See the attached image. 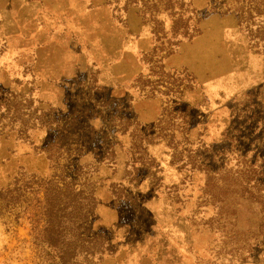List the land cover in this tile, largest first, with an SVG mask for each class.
<instances>
[{
    "label": "rangeland",
    "instance_id": "rangeland-1",
    "mask_svg": "<svg viewBox=\"0 0 264 264\" xmlns=\"http://www.w3.org/2000/svg\"><path fill=\"white\" fill-rule=\"evenodd\" d=\"M133 3L153 34V48L138 84L161 102L155 130L170 149V161L185 176L182 192L161 193V184L150 192L137 191L141 175L152 165L143 144L147 139L137 126L132 129L130 156L123 161L124 178L112 177L119 147L110 142L109 124H89L104 99L87 94L79 104V117L54 124L56 132L57 126L68 131V152L57 155L54 171L48 162L43 174L20 169L0 182V264H264V84L241 102L239 97L228 102L227 87L199 86L186 71L166 69L170 55L160 52L175 50L169 45L177 40L163 34L154 15L167 9V3ZM240 3L248 49L262 61L260 70L255 65L251 73L264 78V0ZM182 27L183 21L174 23L175 31ZM245 67L241 66L242 73ZM232 83L238 90V81ZM197 89L198 96L193 97L191 92ZM29 107V102L13 98L0 136L15 132L27 138L33 129L28 124ZM15 119L17 124H11ZM116 125L124 133L131 121ZM192 174H197L194 182ZM48 181L63 192V204L68 200L64 182L73 184L74 206L85 205L90 193L94 198L89 202L94 212L86 240L80 223L75 219L68 224L60 213L58 236L64 244L76 241L74 251L79 254L75 259L67 255L64 263L57 250L35 241L28 222L35 198H43ZM162 197L169 199L167 205Z\"/></svg>",
    "mask_w": 264,
    "mask_h": 264
},
{
    "label": "crops",
    "instance_id": "crops-1",
    "mask_svg": "<svg viewBox=\"0 0 264 264\" xmlns=\"http://www.w3.org/2000/svg\"><path fill=\"white\" fill-rule=\"evenodd\" d=\"M159 1L168 8L155 13L154 19L165 36L177 40L166 69L186 71L199 86L227 87L228 102L231 97L241 102L260 89L264 78L251 72L255 65L260 70L262 61L248 49L240 0ZM133 2L0 0V124H6L14 98L29 102L28 124L33 125L27 138L15 132L0 136V182L20 169L47 171L44 150L57 136L54 124L79 117V104L87 94H96L104 99L103 105L89 124H109L110 142L119 147L112 177L124 178L123 161L130 156L132 129L137 126L147 139L143 144L152 163L137 182V191L150 192L161 184V193L182 192L185 176L170 161V149L155 130L161 102L138 84L153 48V34ZM177 21L184 27L175 31ZM189 33L193 36L188 39ZM241 66H246L243 73ZM191 93L198 96V89ZM121 120L131 121L124 133L116 125ZM11 124H17L16 119ZM195 178L197 174H192L193 182ZM167 200L161 198L165 205Z\"/></svg>",
    "mask_w": 264,
    "mask_h": 264
},
{
    "label": "trees",
    "instance_id": "trees-1",
    "mask_svg": "<svg viewBox=\"0 0 264 264\" xmlns=\"http://www.w3.org/2000/svg\"><path fill=\"white\" fill-rule=\"evenodd\" d=\"M192 36H188V39L192 38ZM174 45L176 44H170L169 46L173 47ZM172 53L173 50L171 49L167 56ZM63 128L57 126L56 129L58 135L55 141L44 150L49 162V168L53 171L55 168V162L58 160V156L62 157L63 154L68 152V146L66 143L68 131L63 130ZM56 177L57 176L52 175L51 178L54 179ZM49 185H51V187ZM63 186L65 192L67 193L66 196L68 197L66 204H63L61 201L64 195L63 192H61V189L58 190L59 188H54L53 182L48 181L47 184H45L43 198H35V205L33 206L32 212L28 214V212H26L28 211V208L24 210L25 213L29 215L28 222H30L35 235V241L41 246H45L51 250H57L62 263H64V258L67 255L68 258L71 259L72 256V258L75 259V257L77 258L79 254L74 251V249H76V241L74 242L71 239L68 243L64 244V241H61L58 236V230H60L61 226L59 223V219L61 218L60 213L64 212V220L68 222V224L72 225V222H74L75 219L80 223L82 229H84V240H86V236L90 233L89 219L94 212V207H91L89 204V202L91 203V201H94L92 200L94 199L91 195L92 193L87 195L88 197L85 198V201H87L85 205L80 207L76 205L74 206L75 195H73V184L64 182ZM85 255L92 256L93 252H86ZM84 258H86V256Z\"/></svg>",
    "mask_w": 264,
    "mask_h": 264
},
{
    "label": "built area",
    "instance_id": "built-area-1",
    "mask_svg": "<svg viewBox=\"0 0 264 264\" xmlns=\"http://www.w3.org/2000/svg\"><path fill=\"white\" fill-rule=\"evenodd\" d=\"M160 53H162L163 54V56H167V54H166V52L165 51H162V52H160ZM164 57H162V59H163ZM161 59V58H160Z\"/></svg>",
    "mask_w": 264,
    "mask_h": 264
}]
</instances>
